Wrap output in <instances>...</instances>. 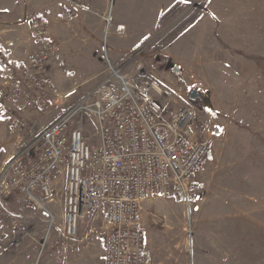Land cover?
Instances as JSON below:
<instances>
[{
    "label": "rangeland",
    "instance_id": "rangeland-1",
    "mask_svg": "<svg viewBox=\"0 0 264 264\" xmlns=\"http://www.w3.org/2000/svg\"><path fill=\"white\" fill-rule=\"evenodd\" d=\"M36 20L56 44L47 73L57 93L46 102L35 89L34 101L17 112L13 81L0 70V264H102L101 212L88 211L79 233L67 237L64 180L47 208L37 209L21 204L6 175L18 147L71 107L97 144L91 104L106 74L118 66L135 75L141 64L145 77L170 90L155 92L166 118L195 106L200 120L223 128L196 202L168 195L143 204L152 264H264V0H0V48L33 40ZM193 88L202 95L192 99ZM14 217L26 224L20 236Z\"/></svg>",
    "mask_w": 264,
    "mask_h": 264
},
{
    "label": "built area",
    "instance_id": "built-area-1",
    "mask_svg": "<svg viewBox=\"0 0 264 264\" xmlns=\"http://www.w3.org/2000/svg\"><path fill=\"white\" fill-rule=\"evenodd\" d=\"M36 45L25 61L12 67L0 54V70L13 81L10 97L17 112L34 101L32 92L57 93L47 64L56 44L42 21L31 23ZM111 66L98 97L91 104L100 124V141L91 143L71 107L43 126L38 138L20 145L11 157L8 187L19 193L26 208L46 209L64 180L65 234L79 233L90 210L101 212L105 225L102 264H152L142 207L146 200L172 195L193 203L202 191V168L215 140L223 132L213 119L200 120L195 106L179 108L166 118L155 95L170 94L144 76ZM4 88H0V95ZM74 121H78L76 124ZM15 117L14 126L19 125ZM16 236L26 230L19 217L12 220Z\"/></svg>",
    "mask_w": 264,
    "mask_h": 264
},
{
    "label": "crops",
    "instance_id": "crops-1",
    "mask_svg": "<svg viewBox=\"0 0 264 264\" xmlns=\"http://www.w3.org/2000/svg\"><path fill=\"white\" fill-rule=\"evenodd\" d=\"M8 2V0H7ZM131 4H129V8H131ZM155 4H159L160 5V2L159 3H155ZM3 6V4H2ZM153 7V5H152ZM159 8L161 6H155V8ZM157 10V9H156ZM145 17H146V12H144L141 16L140 19H138V22L141 20H143V22L141 23L142 25L141 26H144V25H147L148 22H147V19L145 20ZM139 25H140V22H139ZM26 40H27V43L24 44V46H18L16 48H13L12 46H9L7 47L6 45L2 44L1 45V48H0V52H2V55L12 64L14 61H25L27 60L30 52H32L34 49H35V45H34V42H31L27 39L26 37ZM145 204H152L149 202V200L145 201L144 203V206Z\"/></svg>",
    "mask_w": 264,
    "mask_h": 264
},
{
    "label": "water",
    "instance_id": "water-1",
    "mask_svg": "<svg viewBox=\"0 0 264 264\" xmlns=\"http://www.w3.org/2000/svg\"><path fill=\"white\" fill-rule=\"evenodd\" d=\"M201 95L200 91L197 89V88H193L191 91H190V97L192 99H196L198 98L199 96Z\"/></svg>",
    "mask_w": 264,
    "mask_h": 264
},
{
    "label": "snow or ice",
    "instance_id": "snow-or-ice-1",
    "mask_svg": "<svg viewBox=\"0 0 264 264\" xmlns=\"http://www.w3.org/2000/svg\"><path fill=\"white\" fill-rule=\"evenodd\" d=\"M182 2L185 3V4H188V3L191 2V0H182ZM5 11H7V9H5Z\"/></svg>",
    "mask_w": 264,
    "mask_h": 264
},
{
    "label": "trees",
    "instance_id": "trees-1",
    "mask_svg": "<svg viewBox=\"0 0 264 264\" xmlns=\"http://www.w3.org/2000/svg\"><path fill=\"white\" fill-rule=\"evenodd\" d=\"M10 62H8V64H9ZM9 66H11L12 67V64H9ZM204 100V99H203ZM205 101V100H204ZM206 104V106H207V103H205Z\"/></svg>",
    "mask_w": 264,
    "mask_h": 264
},
{
    "label": "flooded vegetation",
    "instance_id": "flooded-vegetation-1",
    "mask_svg": "<svg viewBox=\"0 0 264 264\" xmlns=\"http://www.w3.org/2000/svg\"><path fill=\"white\" fill-rule=\"evenodd\" d=\"M201 95H202V94H201ZM201 95H200V96H201ZM200 96H199V97H200Z\"/></svg>",
    "mask_w": 264,
    "mask_h": 264
}]
</instances>
